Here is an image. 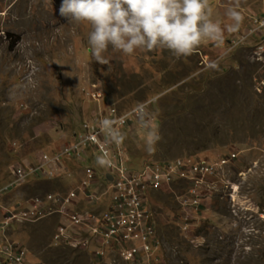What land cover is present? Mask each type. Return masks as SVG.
<instances>
[{"label":"rangeland","instance_id":"1","mask_svg":"<svg viewBox=\"0 0 264 264\" xmlns=\"http://www.w3.org/2000/svg\"><path fill=\"white\" fill-rule=\"evenodd\" d=\"M234 3L209 0L212 19L222 26L230 23L225 13ZM60 4L0 0V182L14 165L68 142L106 105L122 111L150 100L143 123L140 119L119 129L125 136L117 147L126 156L124 165L237 154L225 174L213 179L202 212L185 229L175 197L180 187L153 192L160 248L149 264H264V32L238 40L251 17L264 14V0H239L241 27L235 33L225 30L220 44L204 40L192 55L181 58L166 50L125 56L110 49L105 65L88 51L90 26L60 17ZM213 60L215 69L210 67ZM153 129L161 139L149 154L145 140ZM96 157L87 164L101 169ZM228 181L237 186V213L231 210ZM63 184L65 179H30L3 204L62 189ZM80 205L93 210L83 201ZM56 220L16 221L7 234L27 247L32 262L126 264L113 253L95 260L83 249L52 244ZM62 251L66 256L59 257Z\"/></svg>","mask_w":264,"mask_h":264},{"label":"built area","instance_id":"2","mask_svg":"<svg viewBox=\"0 0 264 264\" xmlns=\"http://www.w3.org/2000/svg\"><path fill=\"white\" fill-rule=\"evenodd\" d=\"M257 32H264V14L251 17L249 27L238 40L243 41ZM150 102H139L122 111L108 104L97 117L86 119L68 142L41 152L33 161L11 167L7 179L0 182V264H40L38 260H30L24 244L8 236V230L16 221L33 222L55 216L52 244L83 249L95 260L113 253L126 264H149L160 248L152 210L154 191L180 187L175 197L183 208L180 213L183 229L187 228L190 218L202 212L206 190L213 179L225 174L227 166L236 158L235 151L213 160L181 156L151 159L139 165L130 162L127 166L123 151L112 144L107 148L110 166L96 169L91 162L93 156L101 154L103 147L104 135L100 133L98 121L105 117L114 119L120 129L140 120ZM30 179H65V186L3 204L11 192ZM228 184L231 210L237 213V186L229 181ZM81 201L93 210L82 208Z\"/></svg>","mask_w":264,"mask_h":264},{"label":"clouds","instance_id":"3","mask_svg":"<svg viewBox=\"0 0 264 264\" xmlns=\"http://www.w3.org/2000/svg\"><path fill=\"white\" fill-rule=\"evenodd\" d=\"M238 8L239 0L229 5L225 15L230 23L224 26L212 19L209 0H61L58 14L70 23L90 26L88 51L97 64L105 65L110 49L125 56L166 50L181 58L192 55L204 40L220 44L225 30L235 33L241 27L244 17ZM210 67L217 68V61ZM116 124L108 117L98 121L104 135L96 157L100 167L111 165L108 146H121L125 140ZM160 139L157 130L149 131L145 150L153 154Z\"/></svg>","mask_w":264,"mask_h":264},{"label":"trees","instance_id":"4","mask_svg":"<svg viewBox=\"0 0 264 264\" xmlns=\"http://www.w3.org/2000/svg\"><path fill=\"white\" fill-rule=\"evenodd\" d=\"M58 254H60V256H59V257H63V256H66V254H65V251H62V252H58Z\"/></svg>","mask_w":264,"mask_h":264},{"label":"water","instance_id":"5","mask_svg":"<svg viewBox=\"0 0 264 264\" xmlns=\"http://www.w3.org/2000/svg\"><path fill=\"white\" fill-rule=\"evenodd\" d=\"M107 176L110 178V175L109 174Z\"/></svg>","mask_w":264,"mask_h":264}]
</instances>
